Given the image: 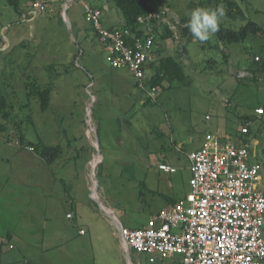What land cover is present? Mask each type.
Wrapping results in <instances>:
<instances>
[{
  "label": "rangeland",
  "instance_id": "374dc122",
  "mask_svg": "<svg viewBox=\"0 0 264 264\" xmlns=\"http://www.w3.org/2000/svg\"><path fill=\"white\" fill-rule=\"evenodd\" d=\"M235 1L240 7L234 9L236 16L222 2L226 18L220 27L239 29L251 20L264 29V0ZM81 3L68 2L69 25L61 15L62 5L25 18L8 0H0V93L7 103L0 111V237L15 245L10 249L0 244V264H28L25 259L30 264H128L112 221L91 196L94 141L102 156L96 171L100 201L120 213L124 226L141 228L170 198L179 199L190 190L188 154L203 143L206 133L238 140L241 116L264 104V80L241 81L236 73L240 60L262 51L264 36L227 43L216 33L204 44L190 33L158 39V47H165L162 53L171 55L189 79L184 84L164 81L157 101L147 102L133 74L108 63ZM164 4L169 19L180 20L211 2ZM36 85L52 87L45 111L34 94ZM259 124L253 122L252 127L258 129ZM20 131L30 140L58 144L62 154L47 164L7 144L10 134ZM261 136L264 145V132ZM261 149L259 138L254 139L252 154L264 168ZM161 162L176 171H163ZM54 179H59L58 188L51 183ZM52 189L59 193L58 205L49 202ZM68 211L74 218H67ZM156 257V264L179 260V255ZM130 258L149 264L145 253L131 252Z\"/></svg>",
  "mask_w": 264,
  "mask_h": 264
},
{
  "label": "built area",
  "instance_id": "2783aa9c",
  "mask_svg": "<svg viewBox=\"0 0 264 264\" xmlns=\"http://www.w3.org/2000/svg\"><path fill=\"white\" fill-rule=\"evenodd\" d=\"M32 7L41 13L47 9L45 0H32ZM84 8L86 20L104 45L108 63L114 68H127L147 98L157 101L161 86L149 87L146 81L149 65L156 60L153 25L165 23L177 30L169 20L167 7L163 5L138 17L139 23L147 26L142 36L124 26L108 28L103 24L100 8L90 3H85ZM236 73L238 77L248 74L245 66ZM256 110L264 113L262 107ZM87 122L90 134L92 126ZM242 132L247 133L248 128L244 126ZM10 136L9 145L38 155L32 145L21 143L17 133ZM94 145L96 150L89 162L88 175L91 196L100 204L103 215L112 221L128 255V264H141L138 258L136 261L130 258L131 252L147 254L149 264L157 263V254L179 255L173 264H264V168L259 162L251 161L249 143H235L223 135L207 132L201 147L188 154L190 190L141 228L124 226L120 213L100 201L96 171L102 156L95 141ZM159 168L166 172L176 170L166 163H161ZM67 217L72 218L73 214L68 213ZM0 244L14 248L1 237Z\"/></svg>",
  "mask_w": 264,
  "mask_h": 264
},
{
  "label": "trees",
  "instance_id": "16d2710c",
  "mask_svg": "<svg viewBox=\"0 0 264 264\" xmlns=\"http://www.w3.org/2000/svg\"><path fill=\"white\" fill-rule=\"evenodd\" d=\"M8 1L15 7L16 10H20V0H8ZM112 1L116 9L122 15V18L124 21L123 26L126 28H129L132 33H135L138 36L144 35L147 30V26L139 23L138 17L149 14L153 11H157L161 6L165 5L164 0H112ZM208 1L211 2V5H213L214 3L221 4L223 2L225 5L229 6L231 10L229 14L233 16L238 15L234 11V9L235 8L240 9V7L237 5V2L235 0H208ZM211 5L209 7H211ZM187 20H188V17H182L180 19L179 25L177 26V31L170 28V26L166 24H165L166 28L164 30H161V27L158 24L153 25L152 27V30L154 32L153 34L156 35L155 49L156 48L158 49L156 50V60L153 61L149 65V68H150L149 71H151V73L149 74L148 72V77L146 81L147 86L149 87L154 86V85L162 86L164 81H168L170 83L176 82L179 84L188 83L189 77L184 73L181 65L171 55L163 54L162 51L164 48L158 47V43H157L158 39H165L169 37L173 38L176 32H179L178 38L189 36L190 32L187 29V27H185V23ZM218 36H219V39L222 40V42H227V43L240 42V41L245 40L249 36L263 37L264 29L256 22L248 20L239 29H232L230 27L221 26L220 31L218 32ZM256 56H259V59H256L255 58ZM225 58H226V61L228 62L230 58L228 53H226ZM243 66H245L248 74L244 77H239V80L241 81L253 80L255 83H260L261 82L260 79L264 80V48L262 49L261 52L249 54V56H247L243 61L240 60L237 68H241ZM35 87L37 88V90L35 91L34 94L38 97L40 101L41 110L45 111L49 107L52 87L47 86L43 88L42 86L37 87V85ZM148 101L150 100L147 98V102ZM6 106H7L6 99L0 93V111H2ZM259 107H262L264 109V104L258 103V105H256L253 108L252 114L241 116L242 119L244 120V125H242L241 130H240L242 135L239 137L238 140H234L235 143H241V142L249 143L250 152H251V161H256V162H260V161H259L258 156L256 155L254 156L252 154L254 139L259 138L260 148H262L261 150L264 153V145H263V140L261 136V134L264 132V113L257 112L256 109ZM256 121L260 123L258 129H254L252 127V123ZM244 126L248 128L247 133L242 132V128ZM17 134L19 135V138L22 144L26 143V144L32 145L35 151L37 152V154L44 157L45 159L52 160L55 157H58L62 154V148L60 146H46L39 141L37 142L26 141L24 139L23 132L20 131V132H17ZM10 135H12V133ZM243 135H246V136H243ZM228 140H231V139L228 138ZM7 144H8V139H7ZM184 197H181L179 199L170 198L169 205L165 208H168L171 205H174L177 201H179L180 199ZM7 243L12 244L9 241H7ZM14 248H15V245H14ZM164 264H167V263H164Z\"/></svg>",
  "mask_w": 264,
  "mask_h": 264
},
{
  "label": "crops",
  "instance_id": "0c3cea01",
  "mask_svg": "<svg viewBox=\"0 0 264 264\" xmlns=\"http://www.w3.org/2000/svg\"><path fill=\"white\" fill-rule=\"evenodd\" d=\"M81 1H82L81 4H82L83 8H84V4L85 3H90V4L95 5L96 7H98V8L101 9V11H102V21H103V24L106 27H108V28H114V27H117V26H123L124 21H123L122 15L116 9V7H115V5H114V3H113L112 0H81ZM67 2H68V0H45L46 8L49 7L50 8L49 10H56V9L59 8L60 5H62V8L60 9L61 15H64V17L66 18L67 23L70 25L71 19L66 14V10H67V7H68ZM23 5H24L23 7H20V11L22 12V14L24 15L25 18H28V16H30L29 14H31V17H35V16L38 15V11L32 7V0H23ZM35 12H36V14H35ZM169 20H171V22H172L173 25H176V26L179 25V22L180 21L177 22V20H179V19H176L174 21H172V19H169ZM158 25H160L161 30H164L166 28L165 23L158 24ZM175 36H176V38L178 37L177 32L175 33ZM3 46H6V44H4ZM163 48L165 49V47H163ZM157 49L158 48H156V50ZM149 74H150V72H149ZM23 135H24V139L26 141L37 142V141H33V140H30L29 138H27L25 136V134H23ZM39 142H41L42 144H44L46 146H59L58 144H56V145L48 144V143H46V142H44L42 140H39ZM201 145H202V143H201ZM201 145L198 146L196 149H198L199 147H201ZM31 155H32V157H34L36 159L39 158L40 160H42L43 162H46L47 164L50 163V162L55 161V159L58 158V157H55L52 160H48V159H45L44 157H42L40 155H36L33 152H31ZM35 167L40 172L45 169V168L43 169V167L41 165H37V164H35ZM63 170H64V168H63ZM50 171H52V170L50 169ZM54 180H55V182L54 181H51V183L54 184L58 188L59 187V185H58L59 179H54ZM69 188H70V193L73 194L74 184L73 183H70ZM47 194H48L49 202H51L52 204L58 205V203H59V197H60V196H58V194H59L58 191H54L52 189V190H49ZM61 197H62V195H61ZM68 213H72L73 214V217L72 218H74V216H75L74 215V212L68 211L66 213V216H67ZM72 218H69V219H72ZM80 232H81V230H80ZM10 243H12V242L10 241ZM24 262L30 264V261H28L27 259H25ZM161 264H164V261H161Z\"/></svg>",
  "mask_w": 264,
  "mask_h": 264
},
{
  "label": "clouds",
  "instance_id": "9594fccd",
  "mask_svg": "<svg viewBox=\"0 0 264 264\" xmlns=\"http://www.w3.org/2000/svg\"><path fill=\"white\" fill-rule=\"evenodd\" d=\"M225 18L226 6L223 3L214 8L196 7L188 14L185 27L195 41L204 44L220 31V25Z\"/></svg>",
  "mask_w": 264,
  "mask_h": 264
},
{
  "label": "water",
  "instance_id": "95a60500",
  "mask_svg": "<svg viewBox=\"0 0 264 264\" xmlns=\"http://www.w3.org/2000/svg\"><path fill=\"white\" fill-rule=\"evenodd\" d=\"M69 28H70V26H69Z\"/></svg>",
  "mask_w": 264,
  "mask_h": 264
}]
</instances>
